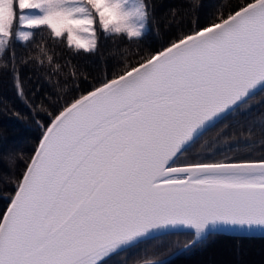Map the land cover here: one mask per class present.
Listing matches in <instances>:
<instances>
[{
    "label": "snow or ice",
    "instance_id": "snow-or-ice-1",
    "mask_svg": "<svg viewBox=\"0 0 264 264\" xmlns=\"http://www.w3.org/2000/svg\"><path fill=\"white\" fill-rule=\"evenodd\" d=\"M150 21L154 0H0V73L10 71L40 133L27 155L0 145V264H108L171 233H192L189 250L209 233L264 231V153L187 156L264 94V0H235L204 24L193 15L155 48L143 45ZM37 32L47 39L36 41ZM49 43L65 47L72 71L49 57L42 78L51 91L37 85L33 105L21 70ZM109 56L118 61L111 74ZM71 57L98 58L101 78L90 81ZM57 73L73 83L71 98L53 84ZM259 119L249 138L264 137Z\"/></svg>",
    "mask_w": 264,
    "mask_h": 264
},
{
    "label": "trees",
    "instance_id": "trees-1",
    "mask_svg": "<svg viewBox=\"0 0 264 264\" xmlns=\"http://www.w3.org/2000/svg\"><path fill=\"white\" fill-rule=\"evenodd\" d=\"M154 2L155 22H149L143 40L144 46L152 48L166 43L167 39L176 34L179 28L186 27L191 16H196L199 23L204 24L213 19L215 15L228 11L235 0H196L198 7L194 9L189 0H154ZM173 9L178 11L177 16L171 15L170 10ZM42 36L47 39V33L40 32L36 33L34 39L40 41ZM112 47L110 43L104 44L105 50ZM17 48L19 50V43ZM32 51L36 57V66L30 69H22L21 78L24 82L25 97L35 105L40 98L39 93L33 96L37 85H43V90L51 91L42 78L44 73H51L49 57H55V62L51 63V67L56 68L59 65V72L69 73L72 69L66 64V58L69 57L64 46L49 43L47 52H42L36 48H33ZM136 51V46L130 45L129 51L125 55L128 59H132ZM139 51H143V47ZM70 59L76 65V71L87 73L90 81L101 78L103 65L98 58L71 57ZM41 61H43L42 65ZM117 64L116 57L109 56L107 58L106 66L109 74ZM58 79L60 96L71 98L73 83L65 82L59 73L52 75L54 85ZM89 86L90 83L81 80L80 87L82 90H86ZM16 113H19V116ZM262 115H264V94L254 97L250 101L249 109L243 114L230 116L224 122L228 127L224 128L220 137L217 138L216 134L224 125H218L217 129L202 137L188 150V158L195 159L205 156L209 150L215 153L212 157L214 159L258 157L264 153V137L254 135L249 138L247 129L252 121H256L259 126V118ZM35 118V113L18 96L10 71H2L0 73V129L3 130V139L0 140V145L5 151L22 152L25 155L31 153L40 135L34 123ZM241 133L244 134L241 135ZM205 141H207L206 144ZM202 144L204 147H201ZM3 207L4 204L0 202V209ZM190 239H192V233H171L158 236L118 252L109 259L108 264H139L141 262L159 261L182 248L185 242ZM165 264H264V236L210 234L202 237L191 249L184 250L165 261Z\"/></svg>",
    "mask_w": 264,
    "mask_h": 264
},
{
    "label": "water",
    "instance_id": "water-1",
    "mask_svg": "<svg viewBox=\"0 0 264 264\" xmlns=\"http://www.w3.org/2000/svg\"><path fill=\"white\" fill-rule=\"evenodd\" d=\"M178 233H189V232H178ZM210 234H225V235H233V236H264V231L254 230L252 232H240V231H235V230H224V231H219V232H216V233H209L208 235H210ZM182 251H184V247L176 250L170 256H168V257H166V258H164L162 260H159V261H164L165 262V261L171 259L172 257L178 255ZM159 261L141 262L139 264H158Z\"/></svg>",
    "mask_w": 264,
    "mask_h": 264
}]
</instances>
